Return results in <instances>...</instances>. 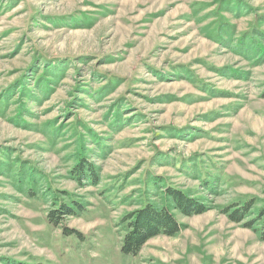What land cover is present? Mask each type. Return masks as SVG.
<instances>
[{"label":"rangeland","instance_id":"374dc122","mask_svg":"<svg viewBox=\"0 0 264 264\" xmlns=\"http://www.w3.org/2000/svg\"><path fill=\"white\" fill-rule=\"evenodd\" d=\"M263 53L264 0H0V264H264ZM167 186L205 213L122 254Z\"/></svg>","mask_w":264,"mask_h":264},{"label":"trees","instance_id":"16d2710c","mask_svg":"<svg viewBox=\"0 0 264 264\" xmlns=\"http://www.w3.org/2000/svg\"><path fill=\"white\" fill-rule=\"evenodd\" d=\"M262 56H264V53ZM21 168L19 174L16 175L18 181L28 186L27 196L29 198H37L38 194L34 189L36 184L35 175L30 174L27 176L26 173L22 174L23 170ZM73 170L75 175L74 178L79 182L84 183L91 181L93 185L99 184L98 169L84 158L83 155L79 157L77 165ZM21 177L23 178L21 179ZM52 193L53 192L49 195H52ZM57 201L60 203H57ZM57 201L54 202L57 208L51 210L47 216L50 224L55 227H59L64 218L78 215L73 206L68 205L69 207H67V205H63L59 197H57ZM72 203L76 202L71 201V204ZM76 206L79 207V205ZM251 207L252 204L250 202L244 206H235L231 211L232 213L228 215L232 221L236 223L243 222L247 217L253 215L249 212ZM80 210H82V208H80ZM174 211H178L186 217L202 215L205 213V205L197 203L184 191L176 187L167 186L163 192L162 202L159 206L154 203L146 202L140 209L123 217L122 223L126 224V233L122 239V254L137 256L151 239L159 236L174 238L179 235L185 226L178 221ZM256 216L257 218L253 221H257L255 224L258 225L260 237L264 240V206L258 210ZM253 221L248 224L253 225ZM62 234L66 237L77 235L80 239H84V236L81 235L80 232L68 227L62 229Z\"/></svg>","mask_w":264,"mask_h":264}]
</instances>
